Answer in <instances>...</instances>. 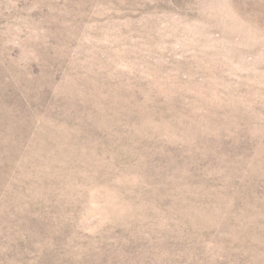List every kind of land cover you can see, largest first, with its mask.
<instances>
[{
	"label": "rangeland",
	"instance_id": "obj_1",
	"mask_svg": "<svg viewBox=\"0 0 264 264\" xmlns=\"http://www.w3.org/2000/svg\"><path fill=\"white\" fill-rule=\"evenodd\" d=\"M0 264H264V0H0Z\"/></svg>",
	"mask_w": 264,
	"mask_h": 264
}]
</instances>
